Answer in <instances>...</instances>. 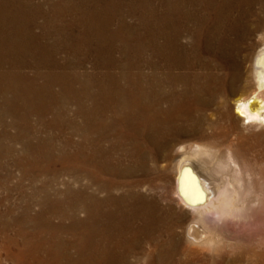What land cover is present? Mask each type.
Returning <instances> with one entry per match:
<instances>
[{
  "label": "bare ground",
  "instance_id": "6f19581e",
  "mask_svg": "<svg viewBox=\"0 0 264 264\" xmlns=\"http://www.w3.org/2000/svg\"><path fill=\"white\" fill-rule=\"evenodd\" d=\"M119 1L139 4L144 12L138 17H149L148 22L136 18L133 26L137 33L133 37L142 44L133 45V59L116 62L110 53L117 34L106 22L103 43L111 50L107 62L84 69L81 93L70 97L80 104L72 109L71 150L66 156L69 178L64 199L52 200V206L58 203L54 211L67 204L69 221L53 226L52 241L25 234L19 264H264V227L259 225L264 214V129L251 128L264 127V41L258 48L255 45L256 37L264 36V0ZM128 11L138 14L132 7ZM84 23L78 25L83 32L88 27ZM2 26L0 91L13 90L19 97L24 92L21 84L30 97L40 98L44 86H36L38 81L64 79L73 84L78 74L72 76L59 60L44 51L29 52L30 29L21 31L18 25L17 32L13 28L9 34ZM28 56L37 57L40 68L27 70ZM35 81L36 87H31ZM11 101L7 99L6 105ZM47 211H40V217L54 213ZM57 230L62 232L57 235Z\"/></svg>",
  "mask_w": 264,
  "mask_h": 264
},
{
  "label": "rangeland",
  "instance_id": "374dc122",
  "mask_svg": "<svg viewBox=\"0 0 264 264\" xmlns=\"http://www.w3.org/2000/svg\"><path fill=\"white\" fill-rule=\"evenodd\" d=\"M0 0V24H3V28H7V32L9 34H13V28L16 31V27H20L21 31H26L30 29L32 32V37H27L28 40V49L29 52L34 51V53L44 51L50 58L57 59L61 62L62 68L68 67L71 71L72 76H76V80L72 83L62 79V81H53V79L47 80V82L38 81L36 83L33 82L31 87L36 86H44L43 93L41 97H36L32 95L30 97L26 94L28 88L25 85L21 86V90L24 91L22 95L19 97L14 94L13 90L10 92L5 91L3 88L0 91V95L4 97H0V264H19V251L22 246V242L25 240V234L32 233L34 235H29L30 237L35 236L38 241H50V237L53 233V226L57 225H65L67 224L68 217L67 213L64 210L67 208V204L63 203L61 206L54 211L56 205L52 204L57 202L53 199H64L63 194L66 183L69 178L68 174V164H67V153L70 152V144L69 141L72 138V113L73 108L77 107L76 104H80V102L75 101L76 99H71L75 94L81 93V86L83 80V70H87L92 67L94 64H105L107 62V57L111 54L115 57L116 62L125 63L129 59H133L132 54L135 51V46L142 44L137 43V40L134 39V36H137L136 32H134L133 26L136 25L137 21L148 22L149 17L140 18L138 16H142L144 12L143 9L138 7L140 6L137 3H133V1H128L125 3H120L119 0ZM95 1V2H94ZM102 1H104L102 3ZM106 1V2H105ZM17 2V3H16ZM30 2V3H29ZM39 2V3H38ZM46 2V3H45ZM64 2V3H63ZM77 2V4H76ZM5 3V4H4ZM41 3V4H40ZM43 3V4H42ZM57 3V4H56ZM66 3V4H65ZM68 3V4H67ZM80 3V4H79ZM98 3V4H97ZM32 4V5H31ZM82 4V5H81ZM93 4V5H92ZM96 4V5H95ZM124 4V5H123ZM7 5V6H6ZM23 5V6H22ZM64 5V6H63ZM80 5V6H78ZM90 5V6H89ZM110 5V6H108ZM129 5V6H128ZM133 5V6H132ZM136 5V6H135ZM138 5V6H137ZM45 6V7H44ZM60 8H59V7ZM67 6V7H65ZM89 6V7H88ZM135 8L138 10V14L130 13L128 10L131 8ZM57 7V8H56ZM74 7V9H73ZM82 7V8H81ZM92 7V8H91ZM96 7V8H95ZM102 7V8H101ZM125 7V8H124ZM18 8V9H17ZM26 8V9H25ZM54 8V9H53ZM66 8V9H65ZM88 8V9H87ZM91 8V9H90ZM105 8V9H104ZM109 8V9H108ZM121 8V9H120ZM29 9V10H28ZM63 9V10H62ZM72 9V10H71ZM77 11H76V10ZM84 9V10H83ZM87 9V10H86ZM91 11H90V10ZM94 9H97L94 10ZM127 9V10H126ZM10 10V12H9ZM23 10V11H22ZM28 10V12H27ZM44 10V11H43ZM52 10V11H51ZM123 10V11H122ZM20 11V12H18ZM41 11V12H40ZM57 11V12H56ZM76 11V13H75ZM82 11V12H81ZM112 11V12H111ZM126 13H125V12ZM4 12V13H3ZM47 12V13H46ZM111 12V13H110ZM117 12V13H114ZM6 13V14H5ZM18 13V15H16ZM33 13V14H32ZM62 13V15H61ZM71 13V14H70ZM80 13V14H79ZM88 13H90L88 15ZM119 13V14H118ZM146 13V11H145ZM27 14V16H26ZM67 14V15H66ZM93 14V15H92ZM108 14V15H107ZM116 14V15H115ZM11 15V16H10ZM56 15V17H55ZM78 15V16H77ZM123 15V17H122ZM125 15V16H124ZM8 16V17H7ZM24 18H22V17ZM37 18H36V17ZM42 16V17H41ZM60 16V17H59ZM110 16V17H109ZM115 16V17H114ZM119 18H118V17ZM121 16V17H120ZM129 16V17H128ZM4 17V19H3ZM44 17V18H43ZM55 17V18H54ZM70 17V18H69ZM85 17V18H84ZM95 17V18H94ZM107 17V18H106ZM12 20H11V19ZM29 18V19H28ZM36 18V19H34ZM53 18V19H52ZM59 20H58V19ZM76 18V19H75ZM127 18V19H126ZM131 18V20H130ZM136 18L138 20H136ZM20 19V20H19ZM33 19V20H30ZM64 19V20H63ZM82 22H81V20ZM87 19V20H86ZM89 19V20H88ZM142 19V20H141ZM2 20V21H1ZM5 20V21H4ZM7 20V21H6ZM55 20V21H54ZM69 20V21H67ZM100 20V21H99ZM126 20V21H125ZM13 21V24L10 23ZM29 21V22H28ZM48 21V23H47ZM66 21V22H65ZM73 21V22H70ZM98 21V22H97ZM110 21V22H109ZM114 21V23H113ZM120 21V22H119ZM15 22V23H14ZM28 22V23H27ZM69 22V23H68ZM85 22V23H84ZM90 22V23H89ZM109 23L110 29L112 33L117 34L115 38L112 40L111 46H113L112 52L107 45L103 43L106 39L105 36V28ZM6 23V24H5ZM55 23V24H54ZM59 23V24H58ZM61 23V24H60ZM68 23V24H65ZM75 24V26L73 25ZM79 23V24H78ZM82 23L87 27L86 31H80L78 25ZM102 23V24H101ZM122 23V24H121ZM130 23V24H129ZM29 24V25H26ZM54 24V25H53ZM96 24V25H95ZM126 24L125 26H123ZM39 25V26H38ZM45 25V26H44ZM67 25V26H66ZM121 25V27H120ZM16 26V27H15ZM98 26V27H97ZM103 26V27H102ZM141 26V25H140ZM145 26V25H144ZM94 27V28H93ZM112 27V28H111ZM130 27V28H129ZM132 27V28H131ZM26 28V29H25ZM34 28V29H33ZM45 28V29H43ZM72 28V29H71ZM74 28V29H73ZM125 28V29H124ZM128 28V29H126ZM19 29V30H20ZM40 29V30H39ZM52 29V30H51ZM59 29V30H58ZM69 32H67L66 31ZM79 29V30H78ZM118 29V30H117ZM123 31H122V30ZM132 29V30H131ZM143 29V28H142ZM49 30V31H48ZM51 30V31H50ZM60 30L62 32H60ZM65 30V31H64ZM78 30V31H77ZM95 30V31H94ZM100 30V31H99ZM103 30V31H102ZM129 30V31H128ZM144 30V29H143ZM14 31V32H15ZM73 31V33H72ZM120 31V32H119ZM145 31V30H144ZM17 32V31H16ZM45 32V33H44ZM48 32V33H46ZM55 32V33H54ZM58 32V33H57ZM64 32V33H63ZM89 32V34H88ZM94 32V33H93ZM103 32V34H102ZM120 34H119V33ZM134 34H133V33ZM44 33V34H43ZM50 33V34H49ZM71 33V34H70ZM82 33V34H80ZM87 35H85V34ZM128 33V34H127ZM132 33V34H131ZM15 34V33H14ZM43 34V35H42ZM47 34V35H46ZM56 34V35H55ZM59 34V35H58ZM76 34V35H75ZM102 34V35H101ZM131 34V35H130ZM63 35V36H62ZM75 35V36H74ZM82 35V36H80ZM122 35V36H121ZM128 35V36H127ZM130 35V36H129ZM40 36V37H39ZM85 36V37H84ZM99 38H97V37ZM36 37V38H35ZM38 37V38H37ZM45 37V38H44ZM50 37V39L48 38ZM59 37V38H58ZM81 37V38H80ZM94 37V38H93ZM104 37V38H103ZM120 37V38H119ZM34 38V39H33ZM44 38V39H43ZM56 38V39H55ZM68 38V39H67ZM132 38V41H130ZM33 39V40H30ZM58 39V40H57ZM62 41H60V40ZM76 39V40H74ZM116 39V40H115ZM123 39V40H122ZM130 39V40H129ZM54 40V41H53ZM56 40V41H55ZM80 40V41H79ZM92 42H90V41ZM102 40V41H101ZM126 40H129L126 42ZM134 40V41H133ZM36 41V42H34ZM38 41V42H37ZM46 41V42H45ZM59 41V42H58ZM64 41V42H63ZM67 41V42H66ZM71 41V42H70ZM264 41V36H257L255 45L256 47H260ZM82 42V43H81ZM116 42V43H115ZM132 42V43H131ZM41 43V44H40ZM49 43V44H48ZM61 43V44H60ZM70 43V44H69ZM76 43V44H75ZM124 43V44H122ZM51 44V45H50ZM63 44V45H62ZM65 44V45H64ZM93 44V45H92ZM121 45V46H120ZM60 46V47H59ZM63 46V47H62ZM66 46V47H65ZM72 46V47H71ZM75 46V47H74ZM78 46V48H77ZM69 47V48H68ZM81 47V48H80ZM91 47V48H89ZM95 47V48H94ZM45 48V49H44ZM57 48V49H55ZM65 48V49H64ZM73 50H70V49ZM84 48V49H83ZM122 48V49H121ZM128 48V49H127ZM131 48H135L134 50ZM144 48L143 46L140 47ZM40 49V50H39ZM54 49V50H52ZM68 49V50H66ZM77 49V50H76ZM100 49V50H99ZM106 49V50H105ZM116 49V50H115ZM57 50V51H56ZM60 50V51H58ZM63 50V52L61 51ZM76 50V51H75ZM85 50V51H84ZM105 50V51H104ZM129 50V51H127ZM67 53H65V52ZM84 53H83V52ZM88 51V53H87ZM132 51V53H130ZM59 52V53H58ZM91 52V53H90ZM100 54H99V53ZM111 52V53H110ZM115 52V53H114ZM61 53V54H60ZM72 53V54H71ZM81 55L79 57V55ZM90 53V54H89ZM110 53V54H109ZM120 55H119V54ZM52 54V55H51ZM54 54V55H53ZM57 54V55H56ZM105 54V55H104ZM123 54V55H122ZM127 56H126V55ZM129 54V55H128ZM131 54V55H130ZM67 55V57H66ZM70 55V56H69ZM75 55V56H74ZM90 55V56H89ZM144 55V54H143ZM56 58H55V57ZM74 56V57H73ZM65 57V58H64ZM70 57V58H68ZM79 59H78V58ZM83 59H82V58ZM87 57V58H86ZM122 57V58H121ZM29 60H31L30 68L27 70H31L32 68L38 67V58L28 56ZM27 58V60H28ZM60 58V59H59ZM106 58V59H105ZM128 58V59H126ZM81 59V61H80ZM65 60V61H64ZM71 60V61H70ZM77 60V61H76ZM106 60V61H105ZM37 61V62H36ZM70 61V62H69ZM84 61V62H83ZM96 63H95V62ZM64 62V63H63ZM83 62V64H82ZM89 62V63H88ZM33 63V65H32ZM37 63V66H36ZM63 63V64H62ZM72 63V64H71ZM85 63V64H84ZM87 63V64H86ZM71 64V65H69ZM77 64V65H76ZM248 66L251 67V63H247ZM66 65V66H65ZM68 65V66H67ZM75 65V66H74ZM82 69H81V67ZM33 66V67H32ZM77 66V67H76ZM40 68V66L38 67ZM68 68H66L68 70ZM73 68V70H71ZM9 71H12L13 68H7ZM76 69V71H75ZM81 69V70H80ZM84 70V71H85ZM74 73V74H73ZM79 76V77H78ZM81 76V78H80ZM252 78V75H251ZM63 82V83H62ZM66 82V83H65ZM81 82V83H80ZM36 83V86H35ZM2 84H5L3 81ZM7 84V83H6ZM58 84V86H57ZM69 84V87H68ZM72 85H74L72 89ZM78 84V86H77ZM80 84V86H79ZM61 86V87H59ZM71 86V87H70ZM77 86V87H76ZM56 89H55V88ZM76 87V88H75ZM60 88V89H59ZM65 88V89H63ZM78 88V89H77ZM14 89V87H12ZM55 89V91H54ZM67 89V90H66ZM69 89V90H68ZM4 92H3V91ZM60 90V92H59ZM72 90V91H71ZM75 90V91H73ZM46 91V92H45ZM62 91V92H61ZM7 92V93H5ZM69 92V93H68ZM55 93V94H54ZM65 94V95H64ZM68 94V95H67ZM11 95V96H9ZM44 95V96H43ZM67 95V96H66ZM9 96V97H8ZM55 96V98H54ZM60 96V98L58 97ZM63 96V97H62ZM11 97V98H10ZM25 97V98H24ZM44 97V98H43ZM48 97V98H47ZM65 97V98H64ZM68 97V98H67ZM5 98V100L3 99ZM52 101L50 102V100ZM70 98V99H69ZM4 102H3V100ZM7 99H12V104L6 105ZM22 99V100H21ZM27 99V100H26ZM29 99V100H28ZM58 99V100H57ZM2 100V101H1ZM40 100V101H39ZM47 100V101H46ZM49 100V101H48ZM68 100V102L66 101ZM15 101V102H14ZM32 101V102H31ZM41 101H43L41 103ZM45 101V102H44ZM56 101V103H55ZM58 101V103H57ZM60 101V102H59ZM29 102V103H28ZM54 102V103H53ZM64 102V103H63ZM3 103V104H2ZM15 103V104H14ZM48 103V104H47ZM70 105H68V104ZM24 106H23V105ZM63 106H62V105ZM26 105V106H25ZM61 105V106H60ZM66 105V106H65ZM7 106V107H6ZM30 106V107H29ZM73 106V107H71ZM4 107V108H3ZM29 107V108H28ZM61 107V108H60ZM63 107V108H62ZM69 107V108H68ZM10 108V110H9ZM19 108V109H18ZM51 108V109H50ZM57 108V109H56ZM60 108V109H59ZM28 109V110H27ZM30 109V110H29ZM35 111H34V110ZM43 109V110H42ZM48 109V110H47ZM71 109V111H70ZM25 110V111H24ZM38 110L40 112H38ZM48 112H47V111ZM52 112H51V111ZM65 110V111H64ZM69 110V112H68ZM7 111V112H6ZM10 111V112H9ZM16 111V112H15ZM30 111V114H29ZM32 111V112H31ZM59 111V113H58ZM67 111V112H66ZM6 112V114H5ZM15 112V113H14ZM45 112V113H44ZM56 112V113H55ZM63 112V113H62ZM24 113V114H23ZM28 115H27V114ZM53 113V114H52ZM19 114V115H17ZM38 114V115H37ZM41 114V116H40ZM49 114V116H48ZM58 114V115H57ZM60 114V115H59ZM69 114V115H68ZM7 115V116H6ZM11 115V116H9ZM43 115V116H42ZM71 115V116H70ZM30 117V119L28 117ZM12 117V118H11ZM15 117V118H14ZM46 117V118H45ZM54 117L57 118L54 120ZM61 117V118H60ZM63 117V118H62ZM81 115L77 119V125L80 128L82 125V117ZM7 118V119H6ZM15 120H14V119ZM22 118V119H21ZM34 118V119H33ZM49 118V119H48ZM52 118V119H51ZM60 118V119H59ZM5 119V120H4ZM13 119V120H12ZM18 119V120H17ZM26 119V120H25ZM28 119V120H27ZM51 119V120H50ZM69 119V120H68ZM12 120V121H10ZM48 120V121H47ZM7 123H6V122ZM10 121V122H9ZM35 121V123H34ZM37 121V122H36ZM2 122V123H1ZM5 122V123H4ZM28 122V123H27ZM26 123V124H25ZM49 123V124H48ZM59 123V125H58ZM71 123V124H70ZM3 124V125H2ZM7 124V127H6ZM16 124V125H15ZM30 124V125H29ZM48 124V125H47ZM54 124V125H53ZM61 124V125H60ZM68 124V125H67ZM10 125L11 128L8 126ZM38 125V126H36ZM18 126V127H17ZM24 126V128H23ZM45 126V127H44ZM21 127V129H20ZM28 127V128H27ZM4 128V129H3ZM31 128V129H30ZM37 128V129H36ZM52 128V129H51ZM58 128V129H57ZM66 128V129H65ZM254 130L264 129L263 126L254 125L251 127ZM8 129V130H7ZM33 129V130H32ZM35 129V130H34ZM39 129V130H38ZM43 129V130H42ZM12 130V131H11ZM41 130V131H40ZM50 130V131H48ZM2 131V132H1ZM21 131V132H20ZM29 135H28V133ZM30 131V132H29ZM40 131V132H39ZM54 131V132H53ZM6 132V133H4ZM32 132V133H31ZM44 132V133H43ZM56 132V133H55ZM14 133V134H13ZM27 133V134H26ZM31 133V134H30ZM64 133V134H63ZM3 134V135H2ZM9 134V135H7ZM12 135V137H11ZM15 135V136H14ZM20 135V136H19ZM40 135V138H39ZM45 135V136H44ZM51 135V136H50ZM22 136V137H21ZM38 136V137H35ZM59 136V137H58ZM30 139H29V138ZM34 137V138H33ZM42 137V138H41ZM47 137V138H46ZM53 137V138H52ZM55 137V138H54ZM78 139L79 135H75ZM9 138V139H8ZM50 138V139H48ZM3 139V141H2ZM11 139V140H10ZM25 139H27L25 141ZM52 139V140H51ZM33 140V141H32ZM38 140V141H37ZM56 140V141H54ZM16 141V142H15ZM30 141V143H29ZM42 141V142H41ZM45 141V142H44ZM51 141V142H50ZM32 142V143H31ZM41 144H40V143ZM14 143V144H13ZM28 143V144H27ZM53 143V144H52ZM56 143V144H55ZM12 144V146H11ZM16 144V145H15ZM2 145V147H1ZM10 145V146H9ZM24 145V146H23ZM33 145V147L31 146ZM37 145V146H36ZM43 145V146H42ZM18 146V147H17ZM20 146H22L20 148ZM27 146V147H26ZM50 148H49V147ZM54 148H53V147ZM59 149H58V147ZM67 146V147H66ZM39 147V148H38ZM45 149H44V148ZM65 149H64V148ZM30 148V149H29ZM32 148V149H31ZM53 148V149H52ZM68 148V149H67ZM28 149V150H27ZM41 149V150H40ZM44 149V150H43ZM47 149V150H46ZM57 149V150H56ZM14 150V151H13ZM16 150V151H15ZM20 150V151H19ZM22 150V151H21ZM25 150V152H24ZM30 150V151H29ZM56 150V151H55ZM6 151V152H5ZM48 151V153H47ZM60 153H59V152ZM68 151V152H67ZM10 152V153H9ZM18 152V153H17ZM20 152V153H19ZM34 153V154H33ZM58 153V155H57ZM7 154V155H6ZM18 154V155H16ZM36 154V155H35ZM45 154V155H44ZM48 154V155H47ZM61 154V155H60ZM64 154V155H63ZM26 155V156H25ZM41 155V156H40ZM44 155V156H43ZM9 156V157H8ZM17 156V157H15ZM40 156V157H39ZM48 158H47V157ZM11 157V158H10ZM23 157V158H22ZM34 157V158H33ZM50 157V158H49ZM18 158V159H17ZM40 158V159H39ZM57 158V159H56ZM64 158V159H63ZM6 159V160H5ZM10 159V160H9ZM17 159V160H16ZM20 159V160H19ZM34 159V160H33ZM45 159V161H44ZM2 160V161H1ZM4 160V161H3ZM36 160V161H35ZM66 160V161H65ZM9 161V162H8ZM19 161V162H18ZM32 161V162H31ZM34 161V162H33ZM41 161V163H40ZM44 161V163H43ZM53 161V162H52ZM65 162V164H64ZM4 165H3V164ZM16 163V164H15ZM18 163V164H17ZM39 163V164H38ZM46 163V166L43 165ZM11 164V165H10ZM14 164V165H13ZM20 164V165H19ZM32 164V165H31ZM57 164V165H56ZM18 165V166H17ZM31 165V166H30ZM66 165V166H65ZM2 166V168H1ZM7 166V167H5ZM32 168H30V167ZM61 166V167H60ZM5 167V168H4ZM10 167V168H9ZM16 167V168H15ZM22 167V168H20ZM28 167V168H27ZM35 167V168H34ZM48 167V168H47ZM60 169H59V168ZM64 167V168H63ZM13 168V169H12ZM39 168V170H37ZM63 170H62V169ZM2 169V170H1ZM9 169V170H8ZM44 169V170H43ZM54 169V170H53ZM56 169H59L56 171ZM17 170V171H16ZM27 170L28 172L26 173ZM43 170V171H42ZM48 170V171H47ZM52 170V171H51ZM61 170V171H60ZM67 170V171H66ZM37 171V172H36ZM51 171V174H49ZM2 172V173H1ZM7 172H9L7 174ZM15 172V173H12ZM22 175H20L21 173ZM24 172V173H23ZM32 172V173H31ZM35 172V173H34ZM46 172V173H45ZM12 173V174H11ZM44 173V174H43ZM11 174V175H10ZM39 174V176H38ZM35 175V176H33ZM43 175V177H42ZM53 175V176H52ZM56 175V176H55ZM7 176V177H6ZM16 176V177H15ZM28 176V177H27ZM45 176V177H44ZM48 176V177H47ZM19 177V178H18ZM47 177V178H46ZM3 178V181H2ZM6 178V179H5ZM13 178V179H12ZM23 178V179H21ZM29 178V179H28ZM38 178V179H37ZM66 178V179H65ZM15 179V180H14ZM25 179V180H24ZM35 179V180H34ZM48 179V180H44ZM56 179V180H55ZM65 179V180H64ZM5 180V181H4ZM40 180V181H39ZM44 182H43V181ZM64 180V181H63ZM22 181V182H21ZM24 181V182H23ZM54 181V183H53ZM61 181V182H60ZM3 182V183H2ZM6 182V183H5ZM10 185H9V183ZM19 182V183H17ZM21 182V183H20ZM32 182V183H31ZM45 182H47L45 184ZM13 183V184H12ZM42 183V186H41ZM53 184L51 187L50 185ZM60 183V184H59ZM25 184V185H24ZM36 184V185H35ZM44 184V185H43ZM6 185V186H5ZM30 185V186H29ZM13 186V187H12ZM20 186V187H19ZM56 188H53V187ZM63 186V187H62ZM28 187V188H27ZM58 187V188H57ZM25 188V189H24ZM40 188V189H39ZM43 188V189H42ZM61 188V189H59ZM9 189V190H8ZM14 191H13V190ZM17 189V190H16ZM64 189V190H63ZM11 190V192H10ZM29 192L26 193L25 192ZM37 190V191H36ZM45 190V191H44ZM7 191V192H6ZM58 191V192H57ZM61 191V192H60ZM36 192V193H35ZM43 195H42V194ZM50 193V194H49ZM54 193V194H53ZM57 193V194H56ZM12 196H11V195ZM62 194V195H61ZM23 195V196H22ZM40 195V196H39ZM46 195L50 197H46ZM57 195V196H56ZM37 196V197H36ZM59 196L61 198H59ZM12 197V198H10ZM42 197V198H40ZM4 198V200H3ZM22 198V199H21ZM31 199V201H30ZM48 199V200H47ZM2 200V201H1ZM22 200V201H21ZM25 200V201H23ZM54 202H53V201ZM33 201V202H32ZM18 202V203H17ZM35 202V203H34ZM40 202V203H39ZM43 202V203H42ZM46 202V203H45ZM12 203V205H11ZM22 203V204H21ZM29 205H28V204ZM31 203V204H30ZM33 203V204H32ZM21 204V205H20ZM50 204V205H49ZM64 205V207H62ZM66 205V206H65ZM26 206V207H25ZM33 206V208H32ZM35 206V207H34ZM48 206V207H47ZM52 206V207H51ZM30 207V208H29ZM46 207V208H45ZM20 208V209H18ZM60 208V209H59ZM65 208V209H64ZM27 209V210H26ZM32 209V211H29ZM54 212L53 214H49L48 218L45 216L40 217V211ZM47 209V210H46ZM53 209V210H52ZM13 210L15 212H13ZM38 210V211H37ZM40 210V211H39ZM62 210V211H60ZM60 211V212H59ZM7 212V213H6ZM25 212V213H24ZM32 212V213H31ZM6 213V214H5ZM14 213V214H13ZM23 213V214H22ZM16 214V215H15ZM27 214V215H26ZM33 214V215H32ZM36 214V216L34 215ZM61 214V215H60ZM10 215V216H9ZM32 215V216H30ZM66 215V216H65ZM19 216V217H18ZM13 217V218H12ZM38 217V218H36ZM53 217V218H52ZM2 218V219H1ZM6 218V219H5ZM18 218V219H17ZM21 218V219H19ZM25 218V219H24ZM42 218V219H40ZM45 218V219H44ZM9 219V220H8ZM28 219V220H27ZM37 219V221H36ZM49 219V220H48ZM60 219V220H59ZM67 219V220H65ZM3 220L5 222H3ZM12 220V221H11ZM15 220V221H14ZM41 220V221H40ZM20 221V222H19ZM67 221V222H66ZM9 222V223H7ZM17 222V223H16ZM30 222V223H29ZM47 222V223H46ZM254 222V221H253ZM2 223V224H1ZM22 223V224H21ZM38 223V224H37ZM44 223V224H42ZM60 223V224H59ZM6 224V225H4ZM9 224L11 226H9ZM16 224V225H15ZM51 224V225H50ZM254 225H258L253 223ZM259 225L264 227V214L263 218ZM24 227V228H23ZM37 227V228H36ZM11 228V229H10ZM14 229V231H13ZM45 229V230H44ZM24 231V232H23ZM7 232V233H6ZM62 231L57 230L56 234L59 235ZM14 233V234H13ZM37 233V234H36ZM51 233V234H50ZM10 234V235H9ZM12 234V235H11ZM54 234V238L55 235ZM61 235V234H60ZM65 233L63 232V237H65ZM3 237V238H2ZM6 237V238H5ZM15 239H13V238ZM11 239V240H10ZM5 240L7 243H5ZM9 241V243H8ZM14 241V242H13ZM52 241V240H51ZM233 242L236 239L232 240ZM20 242V243H19ZM11 243V244H10ZM13 243V244H12ZM5 245V246H4ZM16 248H15V246ZM10 247L11 249L9 250ZM14 247V248H12ZM15 250V251H14ZM10 251V252H9ZM5 253V254H4ZM9 253V254H8ZM12 255V256H11ZM14 255V256H13ZM11 258V259H10ZM2 260V261H1Z\"/></svg>",
  "mask_w": 264,
  "mask_h": 264
}]
</instances>
